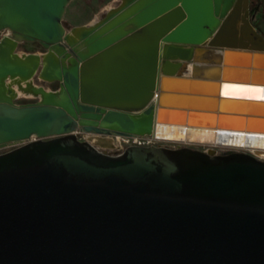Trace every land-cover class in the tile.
<instances>
[{
	"label": "water",
	"instance_id": "obj_1",
	"mask_svg": "<svg viewBox=\"0 0 264 264\" xmlns=\"http://www.w3.org/2000/svg\"><path fill=\"white\" fill-rule=\"evenodd\" d=\"M70 1L0 0V149L20 145L0 154V264H264V161L209 147L214 131L217 147H264V95L223 93L264 88L250 0H123L67 31ZM22 41L45 51L19 54ZM16 77L38 101L15 102ZM100 135L208 149L114 155Z\"/></svg>",
	"mask_w": 264,
	"mask_h": 264
},
{
	"label": "rangeland",
	"instance_id": "obj_2",
	"mask_svg": "<svg viewBox=\"0 0 264 264\" xmlns=\"http://www.w3.org/2000/svg\"><path fill=\"white\" fill-rule=\"evenodd\" d=\"M123 1L122 0H71L70 3L66 7V11L63 15V25L66 28L67 31H70L73 27H79V26H84L92 22L96 17H101L102 14L105 13L106 9L108 7L116 8L119 5H121ZM256 2V0H255ZM256 5V3L254 4ZM250 20L254 27L257 29V31L262 34L261 32L264 30V25L262 23H258L257 21V12L256 11H251L250 9ZM4 35H7V31H2L0 32V38ZM263 35V34H262ZM264 37V36H263ZM45 50L41 47V45L37 42H27V41H22L19 42L17 52L22 54V53H37V52H44ZM261 64L260 66H264V60L259 61ZM32 83L36 86H43L46 89L50 90H57L59 88V83L58 82H49V81H44L40 79L37 75L31 80ZM10 81L8 80L7 83ZM14 87L15 91L16 85L12 84ZM19 91V90H18ZM39 98L34 97L32 94L28 95H20L18 96L17 99H15V102L18 104L21 103H27V102H35L38 101ZM79 139H83V135L80 133H77ZM115 139L116 143H122L124 144V141L122 138L117 139L116 135L113 136ZM20 145H12L6 148L0 149V154L9 152ZM144 146H163L166 148H171V149H176L179 147H189L195 150H200V151H206L208 147L206 146H194V145H185V144H178V143H173V142H167V141H152L150 144H146ZM217 151V154L220 155H226L230 153H237L234 150H226L224 148L217 147L215 148ZM110 154H115L116 151L110 150L107 151Z\"/></svg>",
	"mask_w": 264,
	"mask_h": 264
},
{
	"label": "bare ground",
	"instance_id": "obj_3",
	"mask_svg": "<svg viewBox=\"0 0 264 264\" xmlns=\"http://www.w3.org/2000/svg\"><path fill=\"white\" fill-rule=\"evenodd\" d=\"M112 9H114V8H112ZM105 12H107V11H105ZM101 17H100V19H101ZM100 19L98 21H100ZM241 23H242V21L239 20L238 21V24H237L238 29H240ZM89 24H93V23H89ZM8 33L11 34L10 31H8ZM211 39H212V36L209 38V40H207V42L205 44H200L199 47H201V49L207 47L208 46V42H210ZM203 52L204 51L201 50L198 54L199 55H202ZM73 60H74V57L72 55H69V56H67L66 59H63L62 62L65 65H70L73 62ZM188 62L189 63H188V66H187L186 71L189 74H191L192 73V70H193V67L192 66L194 64V61L191 60V61H188ZM183 63H184V61H182L180 63V66ZM207 63H209L208 60L202 61V62H199V63H196V65H204V64H207ZM178 70H177V72H178ZM171 76H178V75L177 74H172ZM186 76L187 77H192L190 75H183V77H186ZM9 81H10L8 83L9 86H12V84H15L16 85V89H17L16 94H17V96H19V94L20 95H28V94H32L33 95L32 90L30 89V87H28L26 85V81L25 80H22L21 78L16 77V78H10ZM7 82H8V80H7ZM163 86H166V87L186 86L187 88L189 87L188 84H180L179 82H177V81L175 82L173 80H165L164 83H163ZM196 89L202 90L204 92H214L215 91L214 88H210V87H207L205 85H201V86L196 85ZM223 93L232 94V95H243V94H246V95H264V88H256V87L255 88L254 87H236V86H228V85H225L224 88H223ZM156 99H158V95H156V93H155L154 98H153V101H155ZM164 100H165V102H172V103H186V102L188 103V101H190L193 105L194 104H199L200 106H206V107L208 106V108H215V106H216V102L214 100H211V99H209V100L190 99L189 100L188 98H184L183 96H178V95H166L164 97ZM191 109L204 110V111H216V110H212V109H198V108H191ZM213 134L216 137V132L215 131H214ZM100 136H103L105 138H100L99 136H96V137H93V141L102 144L104 151H110V148L107 147V146H110L111 145L112 139H114V138H112V136H110V135H100ZM136 136H148V135H134V137H136ZM117 137H120V135H117ZM215 137H214L213 141L210 142V145H209V147H211L213 149L217 148V146L214 145V144H216V138ZM254 139H257L258 141H263V146H264V137H254ZM114 143L116 145L115 139H114ZM220 147H222V146H220ZM236 148L247 149L249 151H253V153L255 152L256 154H258L259 156H261V158H264V147L255 148V146H252V145H247L246 146L245 145V141H243L242 144H240Z\"/></svg>",
	"mask_w": 264,
	"mask_h": 264
},
{
	"label": "built area",
	"instance_id": "obj_4",
	"mask_svg": "<svg viewBox=\"0 0 264 264\" xmlns=\"http://www.w3.org/2000/svg\"><path fill=\"white\" fill-rule=\"evenodd\" d=\"M117 139L122 138L124 141V144L122 143H116V147L114 149H110V150H114L116 151V153L114 155H121L123 154V152L131 147V146H144L146 144H150L152 143V141L156 142V141H161L159 139H157L155 136H120L117 137ZM220 148H224L226 150H234L237 153H248L251 154L253 156H255L257 159L264 161V158H261V156H259L258 154H256L255 152L253 153V151H249L247 149H241V148H236V147H220Z\"/></svg>",
	"mask_w": 264,
	"mask_h": 264
},
{
	"label": "crops",
	"instance_id": "obj_5",
	"mask_svg": "<svg viewBox=\"0 0 264 264\" xmlns=\"http://www.w3.org/2000/svg\"><path fill=\"white\" fill-rule=\"evenodd\" d=\"M256 3V5H254ZM250 6L251 7H255L256 11L257 12V21L258 23H262L264 25V0H250ZM117 8V7H116ZM112 9V7H108L106 9V11ZM100 19V17H96L92 22L90 23H95L96 21H98ZM85 26V25H84ZM264 36V30L261 32ZM37 53H40V52H37ZM20 54V53H19Z\"/></svg>",
	"mask_w": 264,
	"mask_h": 264
},
{
	"label": "trees",
	"instance_id": "obj_6",
	"mask_svg": "<svg viewBox=\"0 0 264 264\" xmlns=\"http://www.w3.org/2000/svg\"><path fill=\"white\" fill-rule=\"evenodd\" d=\"M254 10H256L255 7H251V11H254Z\"/></svg>",
	"mask_w": 264,
	"mask_h": 264
},
{
	"label": "snow or ice",
	"instance_id": "obj_7",
	"mask_svg": "<svg viewBox=\"0 0 264 264\" xmlns=\"http://www.w3.org/2000/svg\"><path fill=\"white\" fill-rule=\"evenodd\" d=\"M261 98H264V97H261Z\"/></svg>",
	"mask_w": 264,
	"mask_h": 264
}]
</instances>
